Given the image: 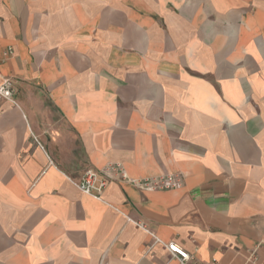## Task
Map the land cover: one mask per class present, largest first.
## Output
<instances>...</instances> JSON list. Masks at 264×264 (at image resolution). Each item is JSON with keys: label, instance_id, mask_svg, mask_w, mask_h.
<instances>
[{"label": "crops", "instance_id": "0c3cea01", "mask_svg": "<svg viewBox=\"0 0 264 264\" xmlns=\"http://www.w3.org/2000/svg\"><path fill=\"white\" fill-rule=\"evenodd\" d=\"M0 59V264H264V0H0Z\"/></svg>", "mask_w": 264, "mask_h": 264}, {"label": "built area", "instance_id": "2783aa9c", "mask_svg": "<svg viewBox=\"0 0 264 264\" xmlns=\"http://www.w3.org/2000/svg\"><path fill=\"white\" fill-rule=\"evenodd\" d=\"M4 54L5 56H9L10 51L8 50ZM14 85L15 80L12 77L3 75L0 71V98L12 100L14 95ZM116 180L132 183L138 188L146 191L178 189L183 185L181 176L176 173H165L155 177H143L137 179L132 178L122 164L110 163L100 170L93 168L87 169L82 179L75 183V186L83 193L101 200L104 191ZM156 239L160 242L158 238ZM164 245L173 255L178 257L180 264H189L191 259L190 253L183 249L178 243L171 242L167 244L164 243Z\"/></svg>", "mask_w": 264, "mask_h": 264}]
</instances>
